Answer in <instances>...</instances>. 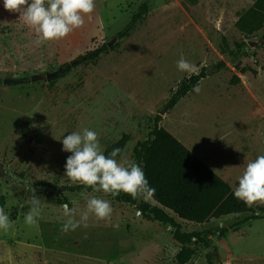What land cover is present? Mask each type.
I'll return each instance as SVG.
<instances>
[{
  "label": "rangeland",
  "instance_id": "obj_1",
  "mask_svg": "<svg viewBox=\"0 0 264 264\" xmlns=\"http://www.w3.org/2000/svg\"><path fill=\"white\" fill-rule=\"evenodd\" d=\"M253 1L199 0L184 8L181 0H95L82 27L38 45L19 13L6 10L0 0V163L11 174L0 176V207L12 225L0 230V264H177L179 245L170 226L144 219L136 206L97 191L64 194L70 208L81 210L91 196L109 200L110 219L91 216L87 228L62 231L67 217L63 204L51 201L53 188L80 185L65 175L71 153L62 150V140L88 128L97 132L105 151L128 134L116 159L133 160V146L160 115V125L196 156L202 154L234 190L246 164L264 155V27L248 37L235 28L238 14ZM142 3L147 13L128 37L118 39ZM112 40L94 61L78 59ZM182 57L199 71L204 67L207 76L199 93L168 108L178 83L189 77L177 68ZM74 61L55 78H45ZM33 74L44 77L32 82ZM5 77L28 81L7 86L1 81ZM32 189L40 213L37 223L28 225ZM247 215L199 225L177 219L185 231L210 232V247H198L187 264H207V254L215 264H264L263 218L218 235Z\"/></svg>",
  "mask_w": 264,
  "mask_h": 264
},
{
  "label": "trees",
  "instance_id": "obj_2",
  "mask_svg": "<svg viewBox=\"0 0 264 264\" xmlns=\"http://www.w3.org/2000/svg\"><path fill=\"white\" fill-rule=\"evenodd\" d=\"M199 0H181L184 8L197 5ZM147 13V4L142 3L137 12L131 16L126 26L117 33V38L128 37ZM264 27V0H254L252 5L243 9L237 17L235 28L245 37L251 36ZM264 44V37H263ZM245 43L237 44L233 53L239 57ZM108 48L107 43L78 56L81 61H94ZM229 45L223 38L222 51L227 52ZM71 63L62 67H70ZM223 65V64H217ZM207 76L202 67L198 74H192L181 80L175 91L167 100V107L173 108L187 94L193 92V87ZM238 80V78H236ZM161 116H155L153 127L143 140L136 141L132 149L133 161L140 164L151 187L156 189L155 198L151 202L133 199L130 195L121 192L117 196L97 191L110 198L129 205L136 206L140 215L147 220L155 221L172 228V238L179 245L175 254L177 264H187L196 254L198 247H210V240L204 231H185L177 219L192 224H204L210 219H218L232 214H248L229 227L221 228L219 236H224L230 229H237L242 223L250 219H264V207L247 206L237 199L231 186L214 172L207 164L199 159L191 150L182 144L176 137L160 125ZM130 137H122L110 148L104 151L105 155L115 148L121 151L120 157ZM77 193L80 191H95L83 184L53 188L52 202L68 204L64 191ZM3 204L0 198V206ZM207 264H215L207 254Z\"/></svg>",
  "mask_w": 264,
  "mask_h": 264
},
{
  "label": "clouds",
  "instance_id": "obj_3",
  "mask_svg": "<svg viewBox=\"0 0 264 264\" xmlns=\"http://www.w3.org/2000/svg\"><path fill=\"white\" fill-rule=\"evenodd\" d=\"M3 6L8 11L19 13L23 24L36 34L35 43L40 45L50 40L62 39L74 29L82 27L85 15L90 18L95 10V0H3ZM177 68L189 73V78L199 72L194 64L183 57L177 62ZM193 91L199 93L200 85H195ZM62 145L63 151L71 153L66 158L65 175L72 182L112 196L123 192L133 199L143 198L145 202L155 198L156 189L150 186L143 167L126 158L117 160L121 151L119 148L105 155L97 132L88 128L70 132L63 138ZM32 192L29 202L31 207L25 215L28 225H35L40 213V201L34 189ZM233 195L249 207L257 202L264 203V155H259L246 164ZM61 208L67 217L62 226L63 232L87 228L91 216L97 220H108L113 212L109 200L96 196L87 198L83 210L70 208L68 204L61 205ZM11 226L8 213L0 207V230L7 231Z\"/></svg>",
  "mask_w": 264,
  "mask_h": 264
},
{
  "label": "water",
  "instance_id": "obj_4",
  "mask_svg": "<svg viewBox=\"0 0 264 264\" xmlns=\"http://www.w3.org/2000/svg\"><path fill=\"white\" fill-rule=\"evenodd\" d=\"M113 40L110 42H107V46L110 47L112 44ZM76 61L71 62V65H74ZM65 68L64 67H59L57 70L51 71V72H47L44 76L47 80H51L53 78H55L56 76H58L61 71H63ZM43 75L40 74H33L30 76L29 80L34 82L37 81L39 79H41L42 77H44ZM2 84L3 85H13V84H21L24 82H27L28 79L27 78H12V77H5L2 80ZM0 176L1 177H10L11 174L9 172V170L5 169L4 166L0 163Z\"/></svg>",
  "mask_w": 264,
  "mask_h": 264
},
{
  "label": "crops",
  "instance_id": "obj_5",
  "mask_svg": "<svg viewBox=\"0 0 264 264\" xmlns=\"http://www.w3.org/2000/svg\"><path fill=\"white\" fill-rule=\"evenodd\" d=\"M197 157L199 158V159H201L202 160V158L204 157L202 154H200V153H197ZM205 158V157H204ZM206 164V163H205ZM220 176H221V178L222 179H224V177H223V175L222 174H219ZM225 180V179H224Z\"/></svg>",
  "mask_w": 264,
  "mask_h": 264
}]
</instances>
